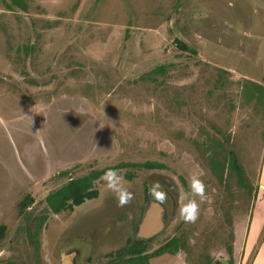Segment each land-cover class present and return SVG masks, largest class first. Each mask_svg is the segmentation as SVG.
<instances>
[{
	"label": "rangeland",
	"instance_id": "obj_1",
	"mask_svg": "<svg viewBox=\"0 0 264 264\" xmlns=\"http://www.w3.org/2000/svg\"><path fill=\"white\" fill-rule=\"evenodd\" d=\"M226 13L259 43L213 47ZM146 162L164 167L116 172L122 206L104 176L73 213L47 205L70 179ZM150 189L176 204L146 252L179 250L150 264H237L232 251L264 232V0H0V264L72 250L71 264H111L141 240Z\"/></svg>",
	"mask_w": 264,
	"mask_h": 264
},
{
	"label": "trees",
	"instance_id": "obj_2",
	"mask_svg": "<svg viewBox=\"0 0 264 264\" xmlns=\"http://www.w3.org/2000/svg\"><path fill=\"white\" fill-rule=\"evenodd\" d=\"M177 45L184 52H191L197 55V51L189 47L182 39L178 38ZM164 167L163 164L158 162H146L143 164L132 163H120L113 167H108L99 171H92L90 174L77 178L70 179L66 185L58 189L57 191L49 194L46 197V202L49 208L55 213L60 214L64 212L73 213L74 210L84 204L86 201L94 200L99 197V192L95 188V182L104 176L108 170L120 171L124 168H142L146 170H159ZM66 172L61 173L62 176L66 175ZM132 177L129 176V180ZM33 203L32 197H27L19 204L20 213L24 214L29 206ZM138 227L136 228L137 232ZM6 227L0 226V241L4 238ZM172 241H168L154 252L147 253V242L140 240L129 239L127 245L117 251V261L111 264H150V260L162 256L166 252L172 254L178 251H169Z\"/></svg>",
	"mask_w": 264,
	"mask_h": 264
},
{
	"label": "crops",
	"instance_id": "obj_3",
	"mask_svg": "<svg viewBox=\"0 0 264 264\" xmlns=\"http://www.w3.org/2000/svg\"><path fill=\"white\" fill-rule=\"evenodd\" d=\"M229 1V4L236 5V1L238 0H226ZM247 1V0H244ZM260 1V0H258ZM248 14V13H247ZM249 15V14H248ZM221 19V25L217 26L216 22L213 21V23L210 22L211 32H212V39L210 40V43L215 48L220 47H228V46H236V44L240 45L239 47H248L249 41H253L259 43L260 39H254L256 36L252 35L253 32L251 26L249 27L248 24L243 23V20H238L242 24V33L241 35H238L237 32V20L235 17L232 16L230 13L223 14V18ZM248 20V19H247ZM252 22V21H251ZM253 23V22H252ZM197 33V32H196ZM194 34L190 40L196 45V47H202L204 44V41L202 39H198V36L202 33L200 32L199 35ZM203 38V37H202ZM241 39V40H239ZM243 43L241 44V42ZM229 44V45H228ZM237 45V47H238ZM255 232L251 234L250 239H246L243 244L240 245V249H235V251H232L233 258H239V262L237 264H264V232H260V227L258 224H256ZM261 225L264 226L261 223ZM264 228V227H263ZM231 255V254H230ZM226 260V259H224ZM229 264H233L234 261L231 257H227L226 260Z\"/></svg>",
	"mask_w": 264,
	"mask_h": 264
},
{
	"label": "water",
	"instance_id": "obj_4",
	"mask_svg": "<svg viewBox=\"0 0 264 264\" xmlns=\"http://www.w3.org/2000/svg\"><path fill=\"white\" fill-rule=\"evenodd\" d=\"M164 207L156 200H151L148 204L144 216L139 222L137 238L148 240L158 235L164 229L163 213ZM77 255L76 252L62 255V264H71ZM223 264H229L226 260L220 259ZM219 261V262H220Z\"/></svg>",
	"mask_w": 264,
	"mask_h": 264
},
{
	"label": "clouds",
	"instance_id": "obj_5",
	"mask_svg": "<svg viewBox=\"0 0 264 264\" xmlns=\"http://www.w3.org/2000/svg\"><path fill=\"white\" fill-rule=\"evenodd\" d=\"M104 179L110 189L117 193V204L122 206L131 198V194H125V191L119 188L120 177L114 170H108L104 174ZM194 218V217H193Z\"/></svg>",
	"mask_w": 264,
	"mask_h": 264
},
{
	"label": "flooded vegetation",
	"instance_id": "obj_6",
	"mask_svg": "<svg viewBox=\"0 0 264 264\" xmlns=\"http://www.w3.org/2000/svg\"><path fill=\"white\" fill-rule=\"evenodd\" d=\"M154 191H153V189H150L148 192H147V207H148V204H149V202L151 201V200H154V198H153V196H154V193H153ZM168 195V202H170L172 205H174V204H176V200L174 199V196H172V193H171V195H169V193L167 194ZM156 200V199H155ZM156 201H158L163 207H164V213H163V225H164V227L166 226V223H167V214H168V207L169 206H167L168 204V202H166V201H163V200H156ZM145 212V211H144ZM143 216H144V213H143ZM143 216H142V218H143ZM142 218H141V220H142ZM138 231V230H137ZM163 232V231H162ZM162 232H160V233H162ZM159 233V234H160ZM136 235H137V233H136ZM153 238V237H152ZM151 238V239H152ZM148 240H150V239H148ZM148 240H144V241H148ZM71 252H76L77 253V251L76 250H72V251H69V252H67V254H70Z\"/></svg>",
	"mask_w": 264,
	"mask_h": 264
}]
</instances>
